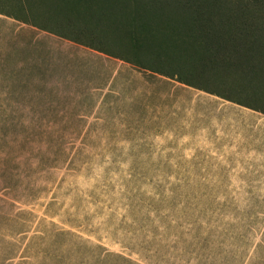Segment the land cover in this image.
Masks as SVG:
<instances>
[{
  "label": "rangeland",
  "instance_id": "rangeland-1",
  "mask_svg": "<svg viewBox=\"0 0 264 264\" xmlns=\"http://www.w3.org/2000/svg\"><path fill=\"white\" fill-rule=\"evenodd\" d=\"M113 19L82 41L130 54ZM39 41L0 51V264H264V160L244 128L234 144L182 93L92 110L108 79L80 65L107 60Z\"/></svg>",
  "mask_w": 264,
  "mask_h": 264
},
{
  "label": "trees",
  "instance_id": "trees-1",
  "mask_svg": "<svg viewBox=\"0 0 264 264\" xmlns=\"http://www.w3.org/2000/svg\"><path fill=\"white\" fill-rule=\"evenodd\" d=\"M106 1L130 48L112 58L264 114V0Z\"/></svg>",
  "mask_w": 264,
  "mask_h": 264
},
{
  "label": "crops",
  "instance_id": "crops-1",
  "mask_svg": "<svg viewBox=\"0 0 264 264\" xmlns=\"http://www.w3.org/2000/svg\"><path fill=\"white\" fill-rule=\"evenodd\" d=\"M45 1L54 3H51V9L35 5H43ZM65 7L70 16L69 20L62 16V12L66 13ZM48 11L51 12V18L47 17ZM59 12L61 14H58ZM108 17L109 2L106 0H0V51L6 50L11 55L19 56L33 55L36 53L37 41L40 40L39 42L44 43L42 48L47 53H52L62 45H72L92 52L95 56H102L107 60L102 65L98 61L80 65L92 73H102L108 79L101 98L99 89H95L97 102L92 110L105 109L107 95L116 99L124 93L133 100L144 101L149 93L150 96L155 95L156 104L167 99L173 105H179L182 93L187 97V106L193 113H202L205 119L211 118L219 128L228 130L230 136L235 135L234 144L241 142L238 130L244 128L246 142L252 145L254 158L258 161L264 160V114L238 105V99L220 98L134 67L111 57L121 53L107 51L82 41L108 39ZM194 92L205 97H201L202 105L197 106ZM115 122L117 127L127 125L123 124L122 119H115Z\"/></svg>",
  "mask_w": 264,
  "mask_h": 264
}]
</instances>
